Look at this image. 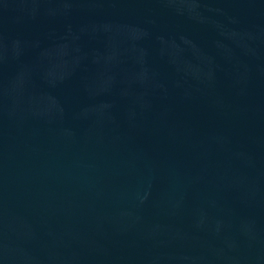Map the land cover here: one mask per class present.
<instances>
[{"label":"water","instance_id":"water-1","mask_svg":"<svg viewBox=\"0 0 264 264\" xmlns=\"http://www.w3.org/2000/svg\"><path fill=\"white\" fill-rule=\"evenodd\" d=\"M0 264H264V0H0Z\"/></svg>","mask_w":264,"mask_h":264}]
</instances>
